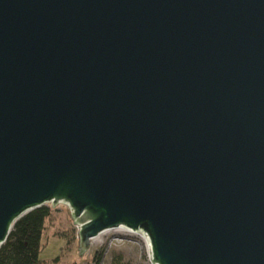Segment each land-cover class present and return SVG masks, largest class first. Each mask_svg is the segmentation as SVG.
<instances>
[{
    "label": "water",
    "instance_id": "95a60500",
    "mask_svg": "<svg viewBox=\"0 0 264 264\" xmlns=\"http://www.w3.org/2000/svg\"><path fill=\"white\" fill-rule=\"evenodd\" d=\"M50 204L151 264H264V0H0V247Z\"/></svg>",
    "mask_w": 264,
    "mask_h": 264
},
{
    "label": "rangeland",
    "instance_id": "374dc122",
    "mask_svg": "<svg viewBox=\"0 0 264 264\" xmlns=\"http://www.w3.org/2000/svg\"><path fill=\"white\" fill-rule=\"evenodd\" d=\"M41 240L40 264H151L149 247L141 235L123 229L101 233L91 240L90 247L78 256V226L66 205L52 207Z\"/></svg>",
    "mask_w": 264,
    "mask_h": 264
},
{
    "label": "trees",
    "instance_id": "16d2710c",
    "mask_svg": "<svg viewBox=\"0 0 264 264\" xmlns=\"http://www.w3.org/2000/svg\"><path fill=\"white\" fill-rule=\"evenodd\" d=\"M50 216V207L45 205L17 220L0 247V264H40L41 240ZM116 261L124 264L119 258Z\"/></svg>",
    "mask_w": 264,
    "mask_h": 264
}]
</instances>
